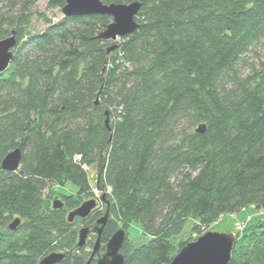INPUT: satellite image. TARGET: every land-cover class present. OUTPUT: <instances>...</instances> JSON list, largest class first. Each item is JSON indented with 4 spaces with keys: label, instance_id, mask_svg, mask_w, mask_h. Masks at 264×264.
<instances>
[{
    "label": "trees",
    "instance_id": "1",
    "mask_svg": "<svg viewBox=\"0 0 264 264\" xmlns=\"http://www.w3.org/2000/svg\"><path fill=\"white\" fill-rule=\"evenodd\" d=\"M38 1L0 0L19 8L0 14V40L13 30L17 40L0 73V264L54 252L60 264H87L94 244L78 248L79 223L93 227L107 211L93 262L122 228L125 264H171L223 216L264 212V74L226 88L264 40V0H103L142 4L139 29L116 44L99 38L112 23L104 15L43 14L46 30L30 31ZM47 5L62 10L65 0ZM184 118L199 127L178 132ZM16 148L20 170L7 172ZM91 166L106 210L71 222L67 212L97 198ZM134 223L142 237L130 239ZM237 237L230 264H264V218Z\"/></svg>",
    "mask_w": 264,
    "mask_h": 264
},
{
    "label": "water",
    "instance_id": "2",
    "mask_svg": "<svg viewBox=\"0 0 264 264\" xmlns=\"http://www.w3.org/2000/svg\"><path fill=\"white\" fill-rule=\"evenodd\" d=\"M141 7L142 4L139 2L108 5L103 0H65L62 12L65 17L94 15L111 17L112 23L99 35V38L113 43L134 34L139 29L140 24L136 18ZM16 45L15 31L12 32L9 38L0 40V73L6 71L13 61V49ZM115 48L112 47L110 50ZM106 125L109 126L108 119ZM198 131L203 133L204 129H198ZM22 158L21 149L16 148L4 158L1 168L7 172H17L20 170ZM98 205L99 203L96 200L83 203L78 209L69 214V221L72 222L78 217L81 219L88 218ZM53 206L54 209H60L64 206V203L56 198ZM109 218V211H107L93 227H85L79 232L78 248H83L87 244L91 234L97 235L92 257L87 264H125L122 249L127 239V232L122 228L114 233L105 247V252L97 258L96 262H93L94 257L100 254L101 236ZM19 224L20 219H17L10 228L14 230ZM237 239V235L232 233L208 231L197 240L184 246L171 264H230ZM64 258V254L54 252L44 257L39 264H60Z\"/></svg>",
    "mask_w": 264,
    "mask_h": 264
},
{
    "label": "rangeland",
    "instance_id": "3",
    "mask_svg": "<svg viewBox=\"0 0 264 264\" xmlns=\"http://www.w3.org/2000/svg\"><path fill=\"white\" fill-rule=\"evenodd\" d=\"M48 0H39L34 7L30 9V12L27 13L28 19L30 22L28 23V28L30 31L34 32H44L47 28L46 24L41 19V16L43 14L47 15L48 19H51L54 22H57L64 18V14L61 9H55V10H49L48 9ZM9 7H0V14L2 15H10L16 14L17 11L19 12V8L14 9V11H11ZM14 31V30H13ZM117 42H113V44H116ZM257 73H263L264 74V40L260 42L258 45L254 46L244 57L242 62L240 63L238 67V75L237 80L233 79L234 77H228L226 81V88L231 89L234 87V84L237 81L246 80L249 78L254 77ZM199 127V124H195L193 119L191 118H184L182 119L178 124V132H189L191 130L197 129ZM79 159V158H78ZM89 180L91 182V186L93 188V191L95 193V196H97L96 200L99 203V208L101 211L106 210V204L102 201L103 194L105 195L106 192H103V194L96 188V181L98 178V172L96 166L91 167H85ZM54 186H51V189H53ZM68 190L70 192H75L76 188L73 187V191L70 189V186H68ZM49 191L45 193V198H48L47 196ZM68 193V192H67ZM52 196V195H51ZM50 196V197H51ZM51 203L54 202L53 198H50ZM72 212V211H71ZM71 212H67V217ZM264 218V212L258 211L255 208H249L247 211H242L238 214L234 215H226L223 216L220 220H218L215 224L209 227L207 231H213L218 233H232L237 235L238 233H241L240 230V224L245 225L248 227L252 223L256 222L258 219ZM79 219L76 218L75 221ZM87 227L84 224L79 223V232L81 229ZM189 227H191V222L188 224V230ZM245 227V228H246ZM244 230V229H243ZM94 235V236H93ZM188 235V234H186ZM142 237V232L140 229V225L137 223H134L131 225L129 229V238L135 239ZM196 234L192 235V238H195ZM89 239L93 241V244L95 245L97 240V235L91 234L89 236ZM88 239V240H89ZM88 253H92V249H87ZM105 252V251H104ZM103 252V253H104ZM102 253V254H103Z\"/></svg>",
    "mask_w": 264,
    "mask_h": 264
},
{
    "label": "built area",
    "instance_id": "4",
    "mask_svg": "<svg viewBox=\"0 0 264 264\" xmlns=\"http://www.w3.org/2000/svg\"><path fill=\"white\" fill-rule=\"evenodd\" d=\"M245 227H246L245 225L240 224V230L241 231H243V229H245Z\"/></svg>",
    "mask_w": 264,
    "mask_h": 264
}]
</instances>
